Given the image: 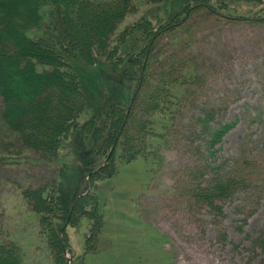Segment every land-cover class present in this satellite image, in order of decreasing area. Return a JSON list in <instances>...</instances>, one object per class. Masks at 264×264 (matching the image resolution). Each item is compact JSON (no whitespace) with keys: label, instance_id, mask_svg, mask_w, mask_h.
I'll return each instance as SVG.
<instances>
[{"label":"trees","instance_id":"trees-1","mask_svg":"<svg viewBox=\"0 0 264 264\" xmlns=\"http://www.w3.org/2000/svg\"><path fill=\"white\" fill-rule=\"evenodd\" d=\"M228 10L224 0H186L177 11L143 17L116 32L133 11V0H0V171L19 161L51 167L68 140L92 143L85 190L74 193L68 207H61L57 194L58 174L65 166L57 175L53 169L45 182L14 187L36 216L53 264H77L67 258L66 227L77 226L82 218L91 222L86 251H99L105 220L97 182L116 175L118 164L139 158L152 167L163 166L165 150L205 84L192 53L195 15L264 22V14L233 17L226 16ZM34 31L42 35L31 36ZM97 57L131 88L132 100L80 122L87 97L72 60L93 65ZM220 108L205 105L195 114L204 151L212 159L200 172L205 177L201 181L197 171L189 173L186 195L223 216V201L245 187L248 165L245 161L226 165L217 157L218 145L237 124L218 122ZM13 146L17 155L11 153ZM28 149L34 157L18 156ZM64 209L67 215L60 223ZM253 244L264 255V227ZM0 260L27 264L22 248L4 232L1 221Z\"/></svg>","mask_w":264,"mask_h":264},{"label":"rangeland","instance_id":"rangeland-1","mask_svg":"<svg viewBox=\"0 0 264 264\" xmlns=\"http://www.w3.org/2000/svg\"><path fill=\"white\" fill-rule=\"evenodd\" d=\"M185 1L155 4L133 0V11L116 32L143 17H162L177 11ZM224 1L229 6L226 16L264 14V0ZM221 18L198 13L192 20L196 25L192 53L205 84L180 121L172 145L165 150L163 166L152 167L139 158L118 164L116 175L96 183L105 220L99 251H86L91 222L82 218L77 226L66 227L67 258L71 262L263 264L264 255L253 239L264 227V22ZM30 34L40 36L42 31ZM72 61L87 97L80 122L100 115L105 108L131 102V88L111 73L104 60L97 57L93 65H85L78 58ZM213 104L221 106L218 122L237 121L218 145L217 157L226 165L241 161L248 165L245 187L223 201V216L186 195L189 173L197 171V181H201L205 177L200 172L206 171L205 165L212 159L204 151V135L195 114ZM91 146L89 139H70L51 167L19 161L17 166L1 169L0 221L4 232L22 248L27 264H53V260L46 241L39 235L36 216L19 197L15 185L45 182L53 169H57L53 172L57 175L65 166L67 169L58 174L57 194L61 207H68L74 193L85 190L83 181L92 163L88 160ZM11 149L15 155L16 148ZM18 156L32 158L34 154L28 149ZM252 208L255 210L249 214ZM65 210L64 218L57 219L60 223L67 215Z\"/></svg>","mask_w":264,"mask_h":264}]
</instances>
